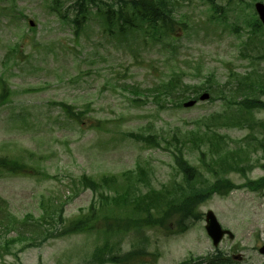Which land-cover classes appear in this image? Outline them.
<instances>
[{
  "label": "rangeland",
  "instance_id": "374dc122",
  "mask_svg": "<svg viewBox=\"0 0 264 264\" xmlns=\"http://www.w3.org/2000/svg\"><path fill=\"white\" fill-rule=\"evenodd\" d=\"M74 1L0 0V156L35 169L31 175L0 172V209L24 221L16 230H6L9 248L0 247V264H112L96 262L95 249L108 241L115 253L114 241L120 239L124 253L142 243L141 233L60 234L30 241L27 237L40 231L35 224L43 213L41 203L63 202L67 224L89 215L106 201L84 188L81 176L101 174L126 180L130 204H138L150 189L178 199L186 188L172 154L179 143H187L183 157L209 182L215 179L191 139L202 141L205 162L225 155L233 167L224 174L233 186L264 178V145L259 143L264 142V111L243 114L238 101L247 88L236 84L264 72V40L251 29L258 22L254 4L264 0H166L181 29L176 26L173 40L161 41L142 31L108 34L95 9L76 36L71 22ZM172 76L192 87L214 86L207 90L213 100L189 108H173L165 101L161 107L150 96L145 100L146 87ZM188 93L189 99L195 95ZM258 97L264 102V90ZM61 103L80 111L82 123L69 119ZM213 114L224 118L214 122ZM209 131L219 142L212 149ZM139 169L142 177L122 176ZM233 186L225 195L212 193L194 205L184 219L171 215L163 225L147 229L143 248L149 254L138 264L187 259L189 264H203L199 258L211 253L222 259L240 256L236 264H264L257 251L264 243V187L256 192ZM154 199L165 205V197ZM209 209L233 234L217 247L204 228Z\"/></svg>",
  "mask_w": 264,
  "mask_h": 264
},
{
  "label": "trees",
  "instance_id": "16d2710c",
  "mask_svg": "<svg viewBox=\"0 0 264 264\" xmlns=\"http://www.w3.org/2000/svg\"><path fill=\"white\" fill-rule=\"evenodd\" d=\"M74 7L76 14L72 22L76 29L80 28V24L85 21V18L92 9H95V14L100 19L104 30H107L108 33L117 32V34L122 36L129 33L132 34L136 30H141L146 32L145 34L148 36L157 38V40H161L164 37L174 39L176 35L175 32H177L176 24H178L179 28V24H181L176 21L173 7L171 5L168 6L166 0H75ZM253 27L259 29V23L256 22ZM236 84L241 86V88H247L246 91L248 92H245V97L238 101L243 114H246L247 111L251 109L264 110V102L258 100L259 98L257 97L258 92H263L264 90V72L261 73L260 77H249L248 80L239 83L236 82ZM202 88L208 91L209 89L210 91L214 90V86H210L209 88H204L203 85L192 87L185 84L181 77L172 76L166 80L155 83L151 87H146L145 92L147 97L145 100L150 96L152 99L151 101L158 106L165 107V101L169 102V106L173 108H182V102L189 98L188 92L195 94L192 98L196 99L197 94ZM248 88H250V91ZM210 100H213V98L210 97ZM61 106L69 119L76 123H82L83 117H81L82 113L80 111H77L67 104L61 103ZM223 118L224 117L221 115L213 114L210 119L215 122ZM259 124L261 125L263 123L260 122ZM209 132L211 137L207 140L209 148L212 149L214 146L217 147L219 142L215 133L212 131ZM151 137V143L158 147L159 145L156 140L153 139V135H151ZM201 143L202 141L198 142L196 139H191V145L199 150L200 162L209 166L210 170L213 172L215 176L214 181L209 182V179L204 176V173L199 170L197 165L191 164L183 157V148L187 147V143H179L178 145L181 147H177L176 151L172 154L175 157L176 168L180 171L179 173L181 174L182 181L186 188L178 199L168 198L163 192L150 189L144 194L143 199L138 204H130L127 203L128 190L124 186L126 180L120 182L118 180L119 176L109 174H101L97 177L82 175L81 180L84 183L83 187L89 188L96 197L98 196L100 199L106 201V203L101 205L96 211L90 212L89 215L84 214L67 224L62 215L64 210L63 202L55 203V206L47 201L42 202L43 213L35 224L39 226V228L36 227L35 230L39 229L40 231L37 233V236L30 234L27 238L30 241H35L40 239V237H54L60 234L76 233H94L95 236L104 234L121 237L130 231H136L142 235L143 241L140 245L131 246L122 253L119 248V239L114 241V243L118 242L117 251L112 253L114 245L105 241L101 247L95 249L93 256L98 263L138 264L145 262L143 256L146 255V253L149 254L146 248H143L144 243H146L144 233L147 229L163 225L166 219L171 215L180 218L183 215L182 219H184L191 214L194 205L208 199L212 193L225 195L233 186L229 178L224 174L229 168L233 167V165L226 162L225 155L221 154L212 156L209 158L208 162H205L206 153L201 148ZM259 143L261 146L264 145L263 141H259ZM0 172L31 175L34 174L35 169L32 165L25 164L24 161H19L7 156H0ZM207 172L208 170H206V173ZM136 173L142 177L140 174H143V169H139L138 172L135 173L128 171L122 174V176L129 180ZM204 178L208 180L205 181ZM244 185L249 188L264 187V179L261 178L258 182H247ZM233 187L237 186L234 185ZM157 196L165 197V199H162L165 203L164 206L154 199ZM171 202H173L175 207L170 204ZM127 205L129 206L125 209L128 211H122L121 208ZM158 209L160 210L159 214L153 213V211H157ZM98 211L101 213V218L98 217ZM0 215L3 216L0 217L1 242V239H4L5 234H7V229L8 231L16 230L18 228V223L24 224V221L18 220L10 214L6 216L5 214ZM32 219V221H36L34 217ZM49 220H53V226L51 228H49ZM56 221L60 223L58 226H56ZM5 223L7 225L11 224L12 228L5 227ZM1 246H4L5 251L7 247L9 248L7 238L3 240L2 244L0 243V247ZM201 259L206 261L207 264H228L229 261L227 258L222 259L219 254L207 255ZM179 264H189V262L185 260Z\"/></svg>",
  "mask_w": 264,
  "mask_h": 264
},
{
  "label": "water",
  "instance_id": "95a60500",
  "mask_svg": "<svg viewBox=\"0 0 264 264\" xmlns=\"http://www.w3.org/2000/svg\"><path fill=\"white\" fill-rule=\"evenodd\" d=\"M255 8H256V11L259 14L260 19L262 20V22L264 24V4H262L260 2H257L255 4ZM207 98H208V94L207 93H203L199 97L200 100H204V99H207ZM194 102H195L194 100H189V101L183 103V106H185V107L191 106V105L194 104ZM205 222H206V225H205L206 232L211 237L214 245H217V243L222 238V236H223V234L225 232L228 233L229 237H232V234L230 232L224 231V230L221 229V227H220L219 223L217 222V220H216L214 214L212 213V211H210V210L207 211V213L205 215ZM259 251L261 253H264V245H262L259 248Z\"/></svg>",
  "mask_w": 264,
  "mask_h": 264
}]
</instances>
